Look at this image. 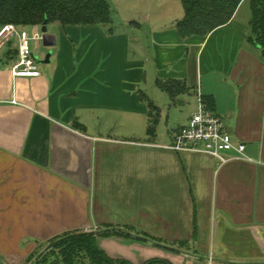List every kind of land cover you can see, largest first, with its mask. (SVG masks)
Wrapping results in <instances>:
<instances>
[{
    "label": "crops",
    "instance_id": "obj_1",
    "mask_svg": "<svg viewBox=\"0 0 264 264\" xmlns=\"http://www.w3.org/2000/svg\"><path fill=\"white\" fill-rule=\"evenodd\" d=\"M141 2L143 22L114 34L101 24L47 26L52 54L39 76L10 70L17 36L0 58V257L8 263H26L66 232L128 226L161 244L114 235L99 246L134 264H264V62L248 37L249 6L208 35L183 37L184 7ZM158 79L188 90L173 100ZM186 94L189 118L200 95L213 96L244 156L219 166L209 153L168 147L180 126H168L165 108Z\"/></svg>",
    "mask_w": 264,
    "mask_h": 264
},
{
    "label": "trees",
    "instance_id": "obj_2",
    "mask_svg": "<svg viewBox=\"0 0 264 264\" xmlns=\"http://www.w3.org/2000/svg\"><path fill=\"white\" fill-rule=\"evenodd\" d=\"M181 2L184 16L176 22V28L183 37L208 35L217 27L228 23L235 16L239 6L246 2L250 9L248 37L260 47V56L264 62V0H181ZM7 23H13L17 27L42 26L45 23L47 26L53 23L101 24L110 34H114L117 27L109 0H0V27ZM157 84L167 91L173 100L178 94L188 90V87L177 79H158ZM201 97L206 106L212 109L213 96ZM150 105L153 110L157 109L155 104ZM157 120L153 118L149 133L155 131ZM114 235L151 239L158 245L162 242L147 234H138L128 226L106 227L100 231L89 232L71 231L50 240V252L56 256L55 261L50 264H134L126 258L111 256L99 246V237ZM0 264H5L1 257ZM145 264L174 263L165 259H151Z\"/></svg>",
    "mask_w": 264,
    "mask_h": 264
},
{
    "label": "built area",
    "instance_id": "obj_3",
    "mask_svg": "<svg viewBox=\"0 0 264 264\" xmlns=\"http://www.w3.org/2000/svg\"><path fill=\"white\" fill-rule=\"evenodd\" d=\"M41 27L36 25L32 35L21 32L13 23L4 24L0 28V47L11 42L13 36L18 37L17 57L9 65L15 77L41 75L32 47V41L38 43L44 39ZM168 147L177 151L209 153L217 159L219 166L244 156L246 149L245 143L234 140L226 129L224 118L207 107L201 95L198 110L191 115L185 125L176 130L173 142Z\"/></svg>",
    "mask_w": 264,
    "mask_h": 264
},
{
    "label": "rangeland",
    "instance_id": "obj_4",
    "mask_svg": "<svg viewBox=\"0 0 264 264\" xmlns=\"http://www.w3.org/2000/svg\"><path fill=\"white\" fill-rule=\"evenodd\" d=\"M169 3H171V5H162V7L160 9H163L165 11H169V10H177V8L180 5V9H182L183 11V6L180 2V0H168ZM112 9H113V16L116 19V21H119L120 23H116L118 29H128L127 27H129V23L130 21H135L138 23L143 22L142 18L145 16L147 9V4L143 3L141 4V0H109ZM168 3V2H167ZM247 3L245 4L243 9H246ZM245 10H242L241 13H243ZM152 11L149 10V13ZM173 14V13H172ZM242 15V14H241ZM19 28V27H18ZM28 28V34L32 35L33 34V28L32 27H27ZM19 30H21V28H19ZM131 32V31H130ZM131 35H133V42L134 40L136 41V34L134 32L131 33ZM16 36L13 37L12 41L10 43L5 44L1 49H0V58L4 57V52L6 50H8L11 46L12 43L14 42ZM41 45L39 48H36L34 53L36 58H44L46 57L48 51L47 48L43 45V40L40 41ZM33 44H36V42L32 41V46ZM134 44V43H133ZM47 51V52H46ZM38 65H41V63H38ZM154 89H150L148 91L149 96L155 100L157 102V94L154 93ZM159 91V95L161 98H165L167 97V95L160 91V90H156ZM164 95V96H163ZM184 99H182L180 101H177L176 104H172V105H167L168 107L165 108L166 113L169 115V119L167 122H169L168 126H171V128L177 127V126H181L183 124H185V122L188 120L189 118V112L191 111V105L189 104V97L188 95H184L183 96ZM178 99V100H179ZM163 100V99H162ZM158 103V102H157ZM159 104V103H158ZM165 103L162 106H166ZM166 115V116H168ZM165 119V118H164ZM49 244L50 243H46V244H42L40 246H38L34 253L33 256H31V258L29 259V261H27L24 264H50L51 262L55 261L56 256L51 253L49 248ZM46 256V259H45ZM2 261L5 264H10L8 263L5 259H3V257H1ZM45 260V262H43ZM60 261V260H58ZM43 262V263H41Z\"/></svg>",
    "mask_w": 264,
    "mask_h": 264
},
{
    "label": "water",
    "instance_id": "obj_5",
    "mask_svg": "<svg viewBox=\"0 0 264 264\" xmlns=\"http://www.w3.org/2000/svg\"><path fill=\"white\" fill-rule=\"evenodd\" d=\"M41 29H42V31L44 32V41H45V44H46V45H50V43H48V39L51 38V35H49V34L47 33V31H48L47 23L43 24L42 27H41ZM258 47H259V46H258ZM51 54H52V52L50 51V52L47 54V56H46L45 59L38 58V59H37L38 63H47V62H49V61H50Z\"/></svg>",
    "mask_w": 264,
    "mask_h": 264
}]
</instances>
